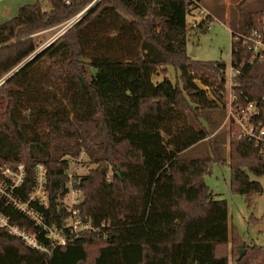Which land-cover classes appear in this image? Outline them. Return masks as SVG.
<instances>
[{
    "label": "trees",
    "instance_id": "obj_1",
    "mask_svg": "<svg viewBox=\"0 0 264 264\" xmlns=\"http://www.w3.org/2000/svg\"><path fill=\"white\" fill-rule=\"evenodd\" d=\"M46 1L47 8L38 0L0 23V167L24 165L27 176L12 195L44 224L70 236L74 208L97 229L56 245L0 199V212L43 246L0 230V264H264V247L239 241L227 201L205 182L214 163H229L231 190L251 202L264 191L257 180L264 176V146L238 130L228 159L181 157L222 123L210 114L227 110L228 117L226 62L197 60L188 49V18L202 0H99L38 50L40 32L94 0ZM263 27L264 10L242 14L231 54L232 108L254 104L251 122L260 128L264 61L252 60L243 37ZM208 29L202 20L198 30ZM81 154L104 165L73 174L70 163ZM38 164L46 169L47 206L30 199ZM71 192L83 194L72 207L65 203Z\"/></svg>",
    "mask_w": 264,
    "mask_h": 264
},
{
    "label": "rangeland",
    "instance_id": "obj_2",
    "mask_svg": "<svg viewBox=\"0 0 264 264\" xmlns=\"http://www.w3.org/2000/svg\"><path fill=\"white\" fill-rule=\"evenodd\" d=\"M38 0H0V23L9 21L15 17L20 8L26 4L36 3ZM43 7H48L46 0H41ZM202 9H197L189 16L190 32L188 40L189 53L193 50L196 56L193 57L202 61L223 60L226 62L227 69V85L230 84L232 74L231 58H232V38L233 32H238V25L242 14L251 11L264 10V0H247L240 5L231 3V0H202ZM46 7V8H47ZM211 10L213 16L209 18V29L201 32L198 28L193 27L194 23H200L206 10ZM231 9V11L229 10ZM225 14V16H224ZM230 16V17H229ZM76 15L64 23L40 32L36 36L39 43V49L45 48L52 40L59 37L78 20ZM212 19V20H210ZM169 77L176 82V72L173 67H169ZM163 75L161 73L155 75V82L161 81ZM229 87L227 91L228 99ZM228 109V106H227ZM224 111V110H223ZM222 111L216 114H210L212 121L221 119V122L214 131L210 140H205L181 155L182 158H211L220 157L228 159L231 145V134L234 131L241 130L240 122L237 116L235 122L229 119L225 120ZM223 116V117H222ZM85 154H81L78 159H74L70 163V172L77 175L91 173L93 169L104 165V161L94 162ZM119 172V171H117ZM113 171H109L107 176L112 178ZM120 174V172H119ZM256 178L255 176H251ZM264 185V176L257 178ZM205 182L215 193L216 199H224L228 203L230 230L232 225L235 228L239 241L249 245H259L264 247V191L261 194L253 196L251 202L231 190V168L229 163L216 162L213 165L212 172L205 175ZM83 198L82 193L71 192L65 198V203L70 207L78 204ZM94 249L92 248V251Z\"/></svg>",
    "mask_w": 264,
    "mask_h": 264
},
{
    "label": "built area",
    "instance_id": "obj_3",
    "mask_svg": "<svg viewBox=\"0 0 264 264\" xmlns=\"http://www.w3.org/2000/svg\"><path fill=\"white\" fill-rule=\"evenodd\" d=\"M99 0H94L86 9H84L81 13L76 15V20H79L80 17L85 13V11L94 5ZM206 10V9H203ZM209 19V12L206 10V13L203 16V20H206L207 23ZM200 23H194L192 26L198 28ZM210 24V23H209ZM190 28V26H189ZM243 42L253 51L254 59H260V61H264V27L259 29H254L251 33L245 35L243 37ZM232 69V67H231ZM233 69L231 74V81L228 84L230 89L229 91V107H228V117L230 121L235 122V117L237 116L241 119V134L243 137H248L251 140H254L257 145L264 146V127H256L251 122V116L254 113H258L256 111V106L250 103L246 108L241 107L237 110H233L232 103L234 101L233 95L231 93L232 83H233ZM27 176L26 169L23 164L19 165H3L0 167V199L6 200L8 203L13 204L22 212H24L29 218L33 219L37 225L42 227L47 235L52 239V241L56 245H66L69 241L74 239V235L81 230H96L90 221L84 222L79 211L77 209L71 210V215L68 219V227L71 229V235L65 236L61 232L58 231L55 227H50L44 224L42 217L39 216L36 212L30 211L28 209V204L19 201L12 195V191L21 186ZM45 177H46V169L42 164H38L36 167V180L37 184L34 191L30 194V199L38 200L39 203L43 205H48V196L45 190ZM0 230L6 231L16 237L20 238L23 242H25L30 247L36 249H43L41 244L37 241L34 234L30 233L26 229H22L17 225L13 224L12 221L3 215L0 212Z\"/></svg>",
    "mask_w": 264,
    "mask_h": 264
},
{
    "label": "water",
    "instance_id": "obj_4",
    "mask_svg": "<svg viewBox=\"0 0 264 264\" xmlns=\"http://www.w3.org/2000/svg\"><path fill=\"white\" fill-rule=\"evenodd\" d=\"M54 40H55V39H54ZM54 40H52L51 42H53ZM51 42H50V43H51ZM50 43H49V44H50ZM49 44H48V45H49ZM190 56H191V57H195V56H196V53H195L194 50L190 53ZM117 174L120 175L119 172H117ZM244 254H245V250H243V249L240 250V251H239V257H238V260H240V259L244 256ZM234 264H238V261H236Z\"/></svg>",
    "mask_w": 264,
    "mask_h": 264
},
{
    "label": "crops",
    "instance_id": "obj_5",
    "mask_svg": "<svg viewBox=\"0 0 264 264\" xmlns=\"http://www.w3.org/2000/svg\"><path fill=\"white\" fill-rule=\"evenodd\" d=\"M208 11H210L212 13V15H213V12L211 10H208ZM229 225H230V222H229Z\"/></svg>",
    "mask_w": 264,
    "mask_h": 264
}]
</instances>
